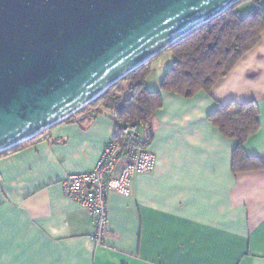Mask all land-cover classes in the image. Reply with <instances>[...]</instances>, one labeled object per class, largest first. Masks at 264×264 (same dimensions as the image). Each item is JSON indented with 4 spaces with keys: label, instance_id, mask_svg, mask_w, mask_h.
Wrapping results in <instances>:
<instances>
[{
    "label": "crops",
    "instance_id": "obj_1",
    "mask_svg": "<svg viewBox=\"0 0 264 264\" xmlns=\"http://www.w3.org/2000/svg\"><path fill=\"white\" fill-rule=\"evenodd\" d=\"M229 101L256 103L259 129L243 149L264 165V31L209 92H162L147 146L154 168L132 177L129 194L109 191L102 246L61 182L95 167L113 111L77 112L0 157V264H264V167L233 173L236 140L207 119Z\"/></svg>",
    "mask_w": 264,
    "mask_h": 264
},
{
    "label": "water",
    "instance_id": "obj_2",
    "mask_svg": "<svg viewBox=\"0 0 264 264\" xmlns=\"http://www.w3.org/2000/svg\"><path fill=\"white\" fill-rule=\"evenodd\" d=\"M244 0H0V153Z\"/></svg>",
    "mask_w": 264,
    "mask_h": 264
},
{
    "label": "trees",
    "instance_id": "obj_3",
    "mask_svg": "<svg viewBox=\"0 0 264 264\" xmlns=\"http://www.w3.org/2000/svg\"><path fill=\"white\" fill-rule=\"evenodd\" d=\"M242 2L229 7L133 70L78 112L95 113L102 108L113 111L114 132L120 136L124 126L136 125L147 147L152 138L149 129L154 114L163 104V91L186 98L199 91L209 92L215 82L259 41L264 31V4L260 0H252L254 7L241 15L238 6ZM166 51L173 54V62L166 68L159 88L151 90L147 87V78L152 72L153 62ZM123 84H127L126 88ZM258 114L253 101H229L218 104L207 116L223 136L236 140L231 162L233 173L264 167L257 158L246 156L243 149L246 139L259 129ZM38 136L1 152L0 157L32 144Z\"/></svg>",
    "mask_w": 264,
    "mask_h": 264
},
{
    "label": "built area",
    "instance_id": "obj_4",
    "mask_svg": "<svg viewBox=\"0 0 264 264\" xmlns=\"http://www.w3.org/2000/svg\"><path fill=\"white\" fill-rule=\"evenodd\" d=\"M144 140L136 125L124 126L120 136L116 132L111 135L91 171L69 174L61 182L64 195L79 203L93 218L90 239L95 246L103 245L109 191L129 194L132 177L154 168L155 155L144 146ZM119 159L124 161L121 171L111 176Z\"/></svg>",
    "mask_w": 264,
    "mask_h": 264
},
{
    "label": "rangeland",
    "instance_id": "obj_5",
    "mask_svg": "<svg viewBox=\"0 0 264 264\" xmlns=\"http://www.w3.org/2000/svg\"><path fill=\"white\" fill-rule=\"evenodd\" d=\"M262 4H264V0L260 1ZM254 7V4L252 1L245 0L238 6V11L241 15L246 14ZM174 59L173 54L170 51H166L159 55L153 62L152 65V72L147 78L148 80V88L151 90H155L159 88L160 81L163 77L164 72L166 71V68L172 64ZM127 84H123V87L126 88ZM155 87V88H154ZM74 115V114H73Z\"/></svg>",
    "mask_w": 264,
    "mask_h": 264
}]
</instances>
